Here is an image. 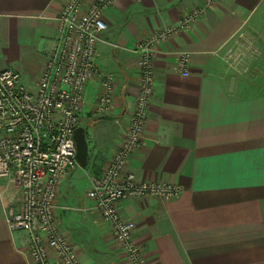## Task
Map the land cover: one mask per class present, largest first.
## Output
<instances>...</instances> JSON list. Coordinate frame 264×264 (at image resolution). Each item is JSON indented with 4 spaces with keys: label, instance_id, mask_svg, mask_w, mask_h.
Returning a JSON list of instances; mask_svg holds the SVG:
<instances>
[{
    "label": "crops",
    "instance_id": "crops-1",
    "mask_svg": "<svg viewBox=\"0 0 264 264\" xmlns=\"http://www.w3.org/2000/svg\"><path fill=\"white\" fill-rule=\"evenodd\" d=\"M66 1L0 0V65L17 69L30 88ZM201 3L116 0L105 10L108 28L96 64L116 76L115 115L135 107V44ZM248 41L254 53L246 51ZM180 51L190 53L188 76L176 67ZM229 52L242 58H228ZM100 90L99 78L86 86L79 126L86 127L88 164L62 180L58 212L82 264H130L87 196L90 176L112 156L120 132L114 120L93 114ZM146 114L144 141L128 168L140 180L183 189L171 200L129 197L120 203L121 213L136 223L134 238L149 264H264V0H216L193 28L163 42ZM5 183L0 179V186ZM23 239L22 231L9 228L0 199V264H28Z\"/></svg>",
    "mask_w": 264,
    "mask_h": 264
},
{
    "label": "built area",
    "instance_id": "built-area-1",
    "mask_svg": "<svg viewBox=\"0 0 264 264\" xmlns=\"http://www.w3.org/2000/svg\"><path fill=\"white\" fill-rule=\"evenodd\" d=\"M116 0H67L56 16L57 36L35 88L21 73L0 65V199L12 231H22L20 251L28 264H82L71 234L60 220L57 200L60 184L79 163L74 132L80 125L87 84L100 79L93 114L115 115L118 83L114 73L96 64L97 45L108 25L105 10ZM202 3L135 44L139 73L134 109L114 121L120 132L112 156L98 174L90 176L87 196L93 209L106 220L115 243L130 264H149L134 238L136 223L120 211L129 197L178 198L183 189L170 181H145L128 168L131 155L144 141L147 110L155 88V60L160 45L181 30L193 28L215 6ZM110 44V43H109ZM115 45V44H112ZM241 46H239L240 48ZM246 51L256 50L248 41ZM239 60L242 53L229 52ZM188 51H180L176 67L190 74Z\"/></svg>",
    "mask_w": 264,
    "mask_h": 264
},
{
    "label": "water",
    "instance_id": "water-1",
    "mask_svg": "<svg viewBox=\"0 0 264 264\" xmlns=\"http://www.w3.org/2000/svg\"><path fill=\"white\" fill-rule=\"evenodd\" d=\"M117 115H100L97 117L99 120H108L112 121L118 118ZM75 142H76V159L79 163V166L82 168L87 167L88 158H89V143L87 139L86 127L78 126L74 132Z\"/></svg>",
    "mask_w": 264,
    "mask_h": 264
},
{
    "label": "rangeland",
    "instance_id": "rangeland-1",
    "mask_svg": "<svg viewBox=\"0 0 264 264\" xmlns=\"http://www.w3.org/2000/svg\"><path fill=\"white\" fill-rule=\"evenodd\" d=\"M77 168H78V170H80V169H83V168H82V167H80V166H78ZM77 168H76V169H77Z\"/></svg>",
    "mask_w": 264,
    "mask_h": 264
}]
</instances>
